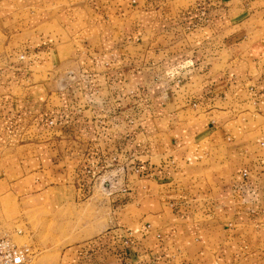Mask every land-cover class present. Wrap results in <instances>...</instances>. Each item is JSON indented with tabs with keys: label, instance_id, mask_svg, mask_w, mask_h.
I'll list each match as a JSON object with an SVG mask.
<instances>
[{
	"label": "crops",
	"instance_id": "crops-1",
	"mask_svg": "<svg viewBox=\"0 0 264 264\" xmlns=\"http://www.w3.org/2000/svg\"><path fill=\"white\" fill-rule=\"evenodd\" d=\"M2 2L0 184L76 199L127 167L61 264H264V0ZM49 6L67 39L32 24Z\"/></svg>",
	"mask_w": 264,
	"mask_h": 264
},
{
	"label": "rangeland",
	"instance_id": "rangeland-1",
	"mask_svg": "<svg viewBox=\"0 0 264 264\" xmlns=\"http://www.w3.org/2000/svg\"><path fill=\"white\" fill-rule=\"evenodd\" d=\"M33 1L36 0H29L30 3ZM5 9V3H0V10ZM49 9L53 8L49 6ZM57 15V11L51 10L49 16L37 17L32 24L39 27V32L67 39L69 28L63 27L70 25L69 20L64 15ZM8 35L7 29L0 23V62L9 53H16L14 50L21 39L13 36L11 41ZM64 135L65 144L72 143L66 140H75L72 134ZM115 169L109 167L105 173L106 178H109L105 184L107 188L109 182L116 181L120 182L119 188L123 186V177ZM104 180L100 177L89 184L86 194L78 195L76 199L69 198L65 188L42 190L33 187L30 178L8 187L0 184V233L12 235L17 242L32 247L34 253L31 254L30 264H61L59 255L66 246L88 241L109 226L112 217L108 204L111 197L109 191L113 189H104ZM104 222L107 223L106 227ZM16 230L23 232L17 234Z\"/></svg>",
	"mask_w": 264,
	"mask_h": 264
},
{
	"label": "built area",
	"instance_id": "built-area-1",
	"mask_svg": "<svg viewBox=\"0 0 264 264\" xmlns=\"http://www.w3.org/2000/svg\"><path fill=\"white\" fill-rule=\"evenodd\" d=\"M19 60L24 61L27 57L26 53L19 54ZM51 127H55L57 122L55 120H50L49 122ZM109 167L116 168V172L120 173L121 177L124 176L127 167L126 165L122 164V162L119 160L118 157H114L111 162L106 167V170L104 173L100 176L102 178H105L103 182V188L104 189H113V191H109V195L112 193L120 190L123 186L119 188V181L116 182H109V187H105L106 182L109 178H106L105 173L107 172ZM114 170V169H113ZM134 171L139 174L141 172L140 167L135 166ZM99 177V178H100ZM98 178V179H99ZM122 180V179H121ZM107 190V191H108ZM17 234H22V230H16ZM128 243V241H127ZM34 253V250L32 247L26 243H19L15 240V238L12 235L9 234H2L0 233V264H30L31 262V254Z\"/></svg>",
	"mask_w": 264,
	"mask_h": 264
}]
</instances>
